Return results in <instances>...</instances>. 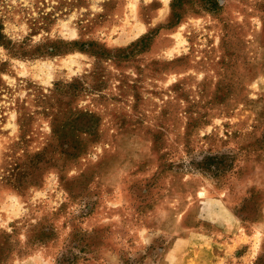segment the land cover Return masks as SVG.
I'll return each instance as SVG.
<instances>
[{
    "label": "rangeland",
    "instance_id": "374dc122",
    "mask_svg": "<svg viewBox=\"0 0 264 264\" xmlns=\"http://www.w3.org/2000/svg\"><path fill=\"white\" fill-rule=\"evenodd\" d=\"M0 264H264V0H0Z\"/></svg>",
    "mask_w": 264,
    "mask_h": 264
}]
</instances>
